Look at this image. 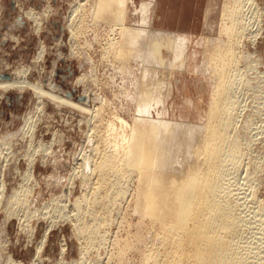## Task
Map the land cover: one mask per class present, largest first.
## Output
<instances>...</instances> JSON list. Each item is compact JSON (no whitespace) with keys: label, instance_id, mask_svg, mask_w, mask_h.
Wrapping results in <instances>:
<instances>
[{"label":"rangeland","instance_id":"1","mask_svg":"<svg viewBox=\"0 0 264 264\" xmlns=\"http://www.w3.org/2000/svg\"><path fill=\"white\" fill-rule=\"evenodd\" d=\"M144 1L146 0H134L138 8ZM224 2L225 0H216L207 20H198L199 37L203 24L207 22L204 37L212 39L220 35V39H226L222 29L220 30L224 19ZM48 7L54 10L53 14L45 23L43 31L35 32V23L24 17L21 9L33 8L44 13ZM75 8L74 0L0 1V74H11L19 66L31 65L40 47L45 45L49 50L48 55L29 77L31 80L40 79L46 88V83L54 82L56 91L64 95L73 93L69 97L77 101H81L78 97L89 90L92 96L96 93L99 97L97 106L106 102L99 116L95 113L82 116L71 109L65 112L56 105L47 103L44 114L40 116L36 135L31 137L26 134L22 137L25 116L36 113V98L31 90L0 92V129H3L0 131L2 263H6L7 254H12L23 264H31L44 230L50 224L53 227L49 238L34 264H142L143 252H147L148 248L151 250L153 243L156 244L150 225L148 228H139L142 216L138 212V205L145 181L142 174L150 172L144 167L145 163H138L136 174L125 175L116 185L112 193L114 202L109 206V212L105 216L108 215L107 219L104 218L106 223L98 224L94 217L90 202L97 182L91 173L93 164L101 158L100 153L107 149L102 142V135L108 134L105 130L107 123L117 115L127 122L125 133L128 136L135 135L136 127L147 132L149 125L143 123V120L150 116L156 104V96L153 94L148 103H139L142 95L141 66L136 67L135 80H129L125 72L120 70V65L105 55L102 46L108 32L103 27L99 29L100 42L93 40L95 35L92 29L85 30L83 35L78 32L77 36L79 34L81 37H77L75 41L85 51L80 57L69 56L71 31L68 24L75 21L73 25L76 28L78 21L75 19L80 18L79 11L73 12ZM198 8L197 6L195 20ZM241 11L246 25L243 36L245 44L240 50V65L232 93L238 128H234L231 134L238 137L245 148L229 165L225 188L231 199L230 204L241 220L234 239L244 253V264H264V0H244ZM132 12L135 14L134 9ZM19 15L23 16L22 20H18ZM139 17L140 14H137L134 18L137 20ZM190 24L192 25V21ZM182 31L191 34L193 29ZM13 36H17V39ZM61 39L63 44L56 45ZM193 46L195 47L194 43ZM201 48L204 49V46ZM82 74L85 81L77 84L76 79ZM185 75L187 77H182V94L176 97L179 107L167 110V118L184 123H203V120L194 116L196 97H204L203 91L199 89L202 84L198 79L200 76L189 71ZM147 79L153 80L148 74L143 79V85ZM89 103L93 101L90 99ZM173 112L177 114L174 117ZM38 116L36 113V118ZM117 127L121 130L119 124ZM17 132L21 135L17 144L8 140L9 138L5 139L6 135L9 137ZM119 143L122 150V139ZM110 146L112 148V144ZM97 150L99 156L96 154ZM96 155L100 158L96 159ZM31 161L35 162L34 168ZM163 162L165 160L160 155L158 170ZM104 190L106 191H101V194L109 192L108 188ZM118 191L124 192L121 199H118ZM15 193L16 196L13 197ZM9 195L13 197L12 203L6 208L4 196L9 201ZM81 228L87 230L86 235L81 232ZM138 229L150 234V242L148 241L147 246L143 245L141 251L140 248L130 251L122 263L117 257V251L125 244L135 241L140 231ZM2 244L8 245L7 253L2 252ZM114 254L116 257H113Z\"/></svg>","mask_w":264,"mask_h":264},{"label":"bare ground","instance_id":"2","mask_svg":"<svg viewBox=\"0 0 264 264\" xmlns=\"http://www.w3.org/2000/svg\"><path fill=\"white\" fill-rule=\"evenodd\" d=\"M215 1H198L197 20H207ZM74 2L76 8L73 12L79 11L80 18L75 19L78 21L77 25L75 24L76 28L73 25L75 21L68 22L71 31L69 56L80 57L85 51V48L75 41L77 37H81L79 34L77 36L78 32H82L83 35L85 30L92 29L95 35V38L94 36L92 38L97 41L98 34L101 33L99 29L103 27L108 32L106 39L103 40L106 42L102 46L105 55L120 65V70L125 72L129 80H135L136 67L141 66L142 95L139 103H148L152 100L153 94L156 96V104L150 116L143 120V123L149 125L147 132L136 127L135 135L128 136L125 133L127 122L117 115L105 127L108 134L102 135V142L107 149H104V152L102 150L101 158L98 157L99 151L97 150L98 153L95 151L98 155L96 159H100L91 165V175L94 176V180L96 178L97 185L90 205L97 223H106L104 218L107 219L108 215L105 216L109 212V206L111 207L114 202L112 193L116 185L125 175L136 174L138 163H145L144 167L150 172L142 174L145 181L138 205V212L142 216L139 228H148L150 225L156 244L152 242L153 248L149 246L151 250L148 248L147 252L142 251V264H244V253L234 239L241 220L231 206V199L228 198L229 193L225 188L228 167L245 148L244 143L231 134L234 128H238L236 126L238 120L236 121L234 117L232 93L240 65V50L245 44L243 36L246 25L241 15L244 0H225L223 25L220 27L226 36L224 40L220 39L222 37L220 35L212 39L204 37L207 22L203 24L200 37L197 35L198 21L191 34L167 28L170 26H165L164 23L168 21L169 16V19L173 16V12L165 13V0H146L142 2L140 8L135 5L134 0H74ZM48 8L44 13L33 8L21 9L23 16L35 23V32H42L45 23L53 14L54 10ZM133 9L135 14L132 12ZM137 14H140V17L136 20L134 17ZM23 16L19 15L18 20H22ZM13 37L17 39V36ZM62 44L61 39L56 45ZM86 44L92 47L89 42ZM202 45L204 49L201 48ZM57 49L60 51V47ZM48 52L46 46L42 45L31 65L19 66L12 71L11 79L0 80L1 93L9 90L19 92L31 90L36 98L35 109L39 116L36 118V113H28L25 116L21 129L24 132L22 137L26 134L31 137L36 135L40 116L44 114L47 103H52L65 112L71 109L82 116L93 113L99 116L104 110L106 102L97 106L99 97L96 93L92 96L89 90H85L78 97L81 101H77L69 97L73 93H67L66 96L56 91L54 82L45 84L50 88L48 89L40 79L29 78L39 63L45 61ZM188 71L199 75L198 79L202 82L199 89L203 91L204 97L200 95L196 97L194 116L203 120V123H184L167 118V110L179 107L176 97L182 94V77H187L185 73ZM148 74L153 80L147 79L143 85V79L145 80ZM76 80L77 84H83L84 75ZM90 99L93 101L91 104ZM175 114L176 112H173V117ZM117 124L121 126V130ZM19 136L21 135L17 132L10 134L9 137L6 135L5 139L9 138L8 140L17 144ZM159 153L165 160L159 167L160 170L157 169ZM31 165L34 168L35 162L31 161ZM106 188L109 192L101 194ZM117 194L118 199H121L124 192L118 191ZM6 197L4 196V200L7 205L6 202L4 204L7 208L13 197H10L9 201ZM2 206L1 201L0 207ZM146 220L148 222H143ZM52 227L50 224L45 228L31 264L41 256ZM80 230L87 234L85 228ZM141 230L136 232L133 243L125 244L122 249L116 246L120 251H117L119 253L117 257L121 261L126 259L130 251L136 248H140L141 251L143 245L147 246L150 234H145L144 230ZM2 249L3 253H7L8 245L2 244ZM2 256L0 254V264H23L12 254H7L6 263H2Z\"/></svg>","mask_w":264,"mask_h":264},{"label":"crops","instance_id":"3","mask_svg":"<svg viewBox=\"0 0 264 264\" xmlns=\"http://www.w3.org/2000/svg\"><path fill=\"white\" fill-rule=\"evenodd\" d=\"M199 0H165V13L173 12V16L164 23L173 30L193 29L198 20L194 19ZM192 21V25L190 22Z\"/></svg>","mask_w":264,"mask_h":264},{"label":"water","instance_id":"4","mask_svg":"<svg viewBox=\"0 0 264 264\" xmlns=\"http://www.w3.org/2000/svg\"><path fill=\"white\" fill-rule=\"evenodd\" d=\"M20 19L22 18L20 17ZM11 78H12V75L9 73L0 74V80H6V79H11Z\"/></svg>","mask_w":264,"mask_h":264}]
</instances>
